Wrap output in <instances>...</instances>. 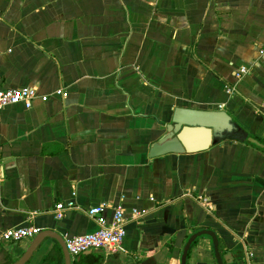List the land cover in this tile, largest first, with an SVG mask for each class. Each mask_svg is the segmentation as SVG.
Here are the masks:
<instances>
[{"label": "crops", "instance_id": "1", "mask_svg": "<svg viewBox=\"0 0 264 264\" xmlns=\"http://www.w3.org/2000/svg\"><path fill=\"white\" fill-rule=\"evenodd\" d=\"M262 49L264 0H0V87L40 95L0 109V264L36 237L7 241L6 229L65 240L98 229L87 210L101 205L109 222L124 209L126 240L72 264H182L203 228L225 264L249 251L264 264ZM177 107L226 110L263 147L152 156ZM59 202L74 205L62 219ZM27 264H65L61 244L45 239ZM188 264H218L211 237Z\"/></svg>", "mask_w": 264, "mask_h": 264}, {"label": "water", "instance_id": "2", "mask_svg": "<svg viewBox=\"0 0 264 264\" xmlns=\"http://www.w3.org/2000/svg\"><path fill=\"white\" fill-rule=\"evenodd\" d=\"M226 139L248 142L254 146L263 147L260 140L253 137L226 110L177 107L174 111L172 122L167 126V132L152 143L150 154L152 156H159L166 153L198 152L208 149ZM202 236L212 238L217 263L225 264L220 251V239L214 230L207 228L195 231L189 237L182 253V264H188L190 249L194 242ZM47 238H54L61 244L64 251L65 264H72V257L66 247L64 238L51 229L43 230L36 235L28 250L12 264H27ZM101 250V248H93L87 250L84 254ZM80 258L81 256L78 257V259Z\"/></svg>", "mask_w": 264, "mask_h": 264}, {"label": "built area", "instance_id": "3", "mask_svg": "<svg viewBox=\"0 0 264 264\" xmlns=\"http://www.w3.org/2000/svg\"><path fill=\"white\" fill-rule=\"evenodd\" d=\"M264 54V49L261 50ZM241 72L245 73L246 69L241 68ZM40 97L38 90L35 87L11 88L0 87V109L12 105L23 103L27 107H31L35 100ZM42 98L47 100V95H42ZM262 114L264 116V105ZM74 207L72 203L59 202L55 208L57 219H62L65 216L66 210ZM106 207L104 205L91 207L87 211L96 217L100 226L98 229L85 234H66V247L73 259L80 256L84 252L93 248L109 249L117 251L120 249L127 237V219L124 209L117 207L114 217L111 222L107 221L103 216ZM41 232V228L33 224L19 227H11L3 232V239L7 241H21L24 238L35 237ZM249 263H253V252L248 253Z\"/></svg>", "mask_w": 264, "mask_h": 264}, {"label": "trees", "instance_id": "4", "mask_svg": "<svg viewBox=\"0 0 264 264\" xmlns=\"http://www.w3.org/2000/svg\"><path fill=\"white\" fill-rule=\"evenodd\" d=\"M59 255H60V258L62 259L63 257H62V253L60 251H59ZM99 258H101V257H99ZM75 264H80V263L79 262H76Z\"/></svg>", "mask_w": 264, "mask_h": 264}]
</instances>
